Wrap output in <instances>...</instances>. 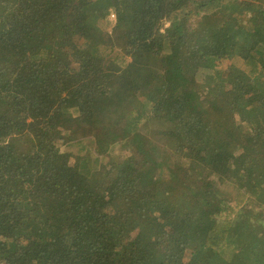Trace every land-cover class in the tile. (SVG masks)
Instances as JSON below:
<instances>
[{"label":"trees","instance_id":"1","mask_svg":"<svg viewBox=\"0 0 264 264\" xmlns=\"http://www.w3.org/2000/svg\"><path fill=\"white\" fill-rule=\"evenodd\" d=\"M0 264H264V0H0Z\"/></svg>","mask_w":264,"mask_h":264},{"label":"rangeland","instance_id":"2","mask_svg":"<svg viewBox=\"0 0 264 264\" xmlns=\"http://www.w3.org/2000/svg\"><path fill=\"white\" fill-rule=\"evenodd\" d=\"M165 25H167V23L165 24ZM102 28H103V30L104 31H106V32H110V30H111V28H112V26H113V22H112V20L111 19H109L108 18V15H107V17L105 18V21L102 23ZM85 141L87 142V143H89L90 141L88 140V139H85ZM90 144V143H89ZM91 145V144H90ZM123 148H121L119 145L118 146H116V149L114 150V154H115V157L114 158H118V157H121L122 156V153H123ZM127 154V153H126ZM79 155H85V156H90L91 155V153L89 152V151H84V154H78V153H76L75 154V156L72 158V161L73 162H77L78 161V159L80 158V156Z\"/></svg>","mask_w":264,"mask_h":264},{"label":"built area","instance_id":"3","mask_svg":"<svg viewBox=\"0 0 264 264\" xmlns=\"http://www.w3.org/2000/svg\"><path fill=\"white\" fill-rule=\"evenodd\" d=\"M107 15H108V18L111 19L112 21L115 20V13L112 10H109Z\"/></svg>","mask_w":264,"mask_h":264}]
</instances>
